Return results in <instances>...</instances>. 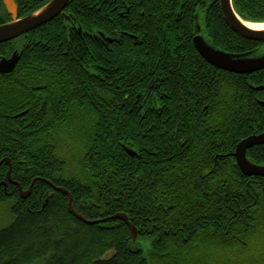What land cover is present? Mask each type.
Masks as SVG:
<instances>
[{
	"label": "trees",
	"instance_id": "16d2710c",
	"mask_svg": "<svg viewBox=\"0 0 264 264\" xmlns=\"http://www.w3.org/2000/svg\"><path fill=\"white\" fill-rule=\"evenodd\" d=\"M50 1L16 0L18 18ZM126 2L70 0L48 24L0 44V59L20 57L0 74V163L9 160L12 181L3 163L0 264H264V178L245 177L230 157L240 141L264 132L263 93L254 91L264 72L210 66L193 47L194 15L207 8L212 47L258 50L223 20L219 0H155L162 44L104 41L114 27L99 15ZM232 7L243 21L264 23V0ZM10 20L0 0V26ZM247 158L264 166V145ZM36 179L68 191L88 221L126 215L137 241L121 221L77 220L68 198L44 182L21 198L19 187Z\"/></svg>",
	"mask_w": 264,
	"mask_h": 264
},
{
	"label": "water",
	"instance_id": "95a60500",
	"mask_svg": "<svg viewBox=\"0 0 264 264\" xmlns=\"http://www.w3.org/2000/svg\"><path fill=\"white\" fill-rule=\"evenodd\" d=\"M69 2L70 0H51L36 12L26 17L18 18V7L16 0H2L3 8L10 16L11 20L10 22H7L0 26V44H5L19 39L24 35H27L28 33L48 24L63 13ZM219 4L224 20L229 24L231 29L236 34H238L241 38L249 41L264 42V29L254 30L248 28L245 25V21H242L234 12V9L232 7V0H219ZM196 28L197 32H199L200 28L197 23ZM193 41L196 51L209 65L226 73L239 76H249L264 69V56H257L253 53L239 55L226 53L222 50L210 46L200 36H196ZM19 60L20 57L18 52L16 51L13 52L9 59H1L0 74L7 75L13 72ZM257 90L261 89L259 88ZM260 105L264 108V103H261ZM21 116H23V114L18 115V117ZM263 145L264 132L257 135H250L240 141L237 144L234 153L230 155V157H232L236 161L240 172L245 177L264 178V166L256 165L247 158L248 151H250L254 147ZM124 151L131 158H135L137 156L136 152L132 150L124 148ZM3 163H5L8 168L7 180L9 183H12V181L10 180V162L9 160H4L0 163V166ZM37 182H44L52 187L54 191L66 196L68 198L67 209L69 214H71L77 220L82 221L85 225L95 226L111 221H121L127 226L132 242L135 243L137 241V230L129 222L126 215L116 214L107 219L88 221L74 212L72 208V197L70 193H68V191L64 190L63 188H55L53 185L41 179L34 180L26 191H22V189L19 187L21 198L26 199L27 197H29L31 194V189Z\"/></svg>",
	"mask_w": 264,
	"mask_h": 264
},
{
	"label": "flooded vegetation",
	"instance_id": "af4514ba",
	"mask_svg": "<svg viewBox=\"0 0 264 264\" xmlns=\"http://www.w3.org/2000/svg\"><path fill=\"white\" fill-rule=\"evenodd\" d=\"M119 1H121V0H119ZM128 1H130V2L124 3L123 5L120 6L119 9H115L116 7H114L113 10H111L112 5H109V6L101 5V10L107 6V8L110 9V12L108 15H106V14L102 15L101 14L99 16L106 18L107 24L110 27L111 26L114 27L113 30H115L114 32H112L113 30H111V33H114L112 35L111 39L106 38L104 35L100 36L101 39H103L104 41L109 42V43H112L113 41L123 43L126 40L125 36H128L130 38L137 39L138 41L144 42V43H150L151 41L152 42L161 41L160 42L161 44L164 43L165 24H164V20H162L163 19V6L161 4H157L155 2V0H128ZM204 1L209 2L210 0H204ZM218 4H219V2H218ZM218 6H219V10H220V4ZM178 7L180 8V6H178ZM157 8H160L161 10L157 9ZM121 9H124V12H122L123 10H121ZM157 10H160V14H158L156 12ZM205 10H207V8L202 9L200 11V13L194 15V22H195V30L196 31H195L194 37L192 39V43L194 42L193 40L196 36L202 37L205 40V42L208 43L207 42V40H208L207 39V32H206L205 25H204V18H205L204 11ZM133 11L137 12L138 16L140 17V20L142 19L143 22L145 23V25L143 22H141L140 24H135L133 22L135 19L133 16ZM220 12H221V10H220ZM155 13H156V18H155ZM221 14H222V12H221ZM150 16H152V21L148 20L150 18ZM117 17L121 18L120 24L118 23L119 21L118 22L115 21ZM222 17H223V15H222ZM223 20H224V18H223ZM122 21H125L128 23L126 25L127 27L122 26L123 25ZM196 23L199 25V28H200L199 32H197ZM246 23H248V22H246ZM145 30H146V32L143 33V35H141L140 34L141 31H145ZM253 43L255 45L256 50H258V51L260 50V48L264 47V42L253 41ZM193 47L195 49L194 43H193ZM258 51H257V53H258ZM257 53H256V55H257ZM234 55H239V54H234ZM10 57H3L2 59H9ZM261 72H264V69L259 71V72L254 73V74L260 75ZM259 88L261 90H257ZM254 91H256L257 93H263L262 98L264 99V84L257 85ZM262 98L258 99L259 100V103H258L259 107H262L260 104L264 103V100H262ZM24 114L25 113H23V115Z\"/></svg>",
	"mask_w": 264,
	"mask_h": 264
},
{
	"label": "rangeland",
	"instance_id": "374dc122",
	"mask_svg": "<svg viewBox=\"0 0 264 264\" xmlns=\"http://www.w3.org/2000/svg\"><path fill=\"white\" fill-rule=\"evenodd\" d=\"M261 27L264 26V24H259ZM257 56H264V47L260 48V50L257 53ZM4 215V210L0 213V218H1V224H4L8 221V217L5 215L3 218L2 216ZM140 249L143 253L144 256L147 255V252L149 250V246L146 242H140ZM37 264V263H36ZM39 264V263H38Z\"/></svg>",
	"mask_w": 264,
	"mask_h": 264
},
{
	"label": "bare ground",
	"instance_id": "6f19581e",
	"mask_svg": "<svg viewBox=\"0 0 264 264\" xmlns=\"http://www.w3.org/2000/svg\"><path fill=\"white\" fill-rule=\"evenodd\" d=\"M245 25L250 28V29H254V30H262L264 29V26L261 27L258 23H246L245 22Z\"/></svg>",
	"mask_w": 264,
	"mask_h": 264
}]
</instances>
